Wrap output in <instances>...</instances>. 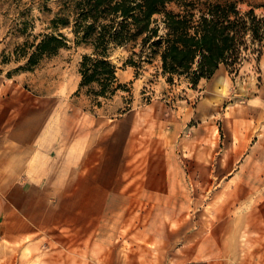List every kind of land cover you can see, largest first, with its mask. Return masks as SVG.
<instances>
[{
	"label": "rangeland",
	"instance_id": "rangeland-1",
	"mask_svg": "<svg viewBox=\"0 0 264 264\" xmlns=\"http://www.w3.org/2000/svg\"><path fill=\"white\" fill-rule=\"evenodd\" d=\"M59 11L0 0V264H264V56L193 87L118 49L98 107L71 29L33 69L16 54ZM13 201L29 229H8Z\"/></svg>",
	"mask_w": 264,
	"mask_h": 264
},
{
	"label": "trees",
	"instance_id": "trees-1",
	"mask_svg": "<svg viewBox=\"0 0 264 264\" xmlns=\"http://www.w3.org/2000/svg\"><path fill=\"white\" fill-rule=\"evenodd\" d=\"M60 11L50 21V34L20 47L29 69L67 48L60 28H69L86 53L80 63L78 93L86 89L96 106L121 88L112 54L133 51L126 64L136 66L148 50L161 61L169 84L185 80L197 87L222 67L238 72L251 56H264V18L254 9L242 10L236 0H58ZM31 50V52H28Z\"/></svg>",
	"mask_w": 264,
	"mask_h": 264
},
{
	"label": "crops",
	"instance_id": "crops-1",
	"mask_svg": "<svg viewBox=\"0 0 264 264\" xmlns=\"http://www.w3.org/2000/svg\"><path fill=\"white\" fill-rule=\"evenodd\" d=\"M8 158V160H9V162L11 163V157L10 156H8L7 157ZM3 185H5L4 183H3ZM1 187H3V186H1ZM3 202V200H0V203H2ZM13 211H11V218H10V220H9V224H8V229L9 230H11V229H16V228H19V229H21V228H24V229H29L28 227V221L21 215V212L20 211H17V208H16V206H15V203H14V201H13ZM2 207H3V205L2 204H0V215H1V212H2ZM11 235H16V234H11Z\"/></svg>",
	"mask_w": 264,
	"mask_h": 264
}]
</instances>
